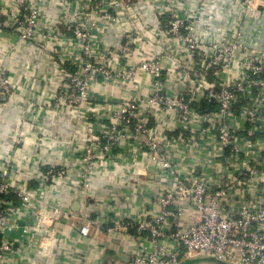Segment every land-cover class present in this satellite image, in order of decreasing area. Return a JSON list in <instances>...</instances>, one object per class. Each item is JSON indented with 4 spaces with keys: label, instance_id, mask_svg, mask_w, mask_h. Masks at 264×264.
<instances>
[{
    "label": "built area",
    "instance_id": "2783aa9c",
    "mask_svg": "<svg viewBox=\"0 0 264 264\" xmlns=\"http://www.w3.org/2000/svg\"><path fill=\"white\" fill-rule=\"evenodd\" d=\"M235 1L242 16L215 30L213 0H0L4 59L14 58L21 45L33 48L43 16L57 10L36 46L44 60L61 55L75 70L47 74L45 81L56 75L63 81L46 108L62 110L87 129L73 128L78 143L69 159L80 167L76 177L65 163L60 169L49 164L45 135L34 142L37 160L25 166L27 173L0 159V264L16 258L19 247L52 258L73 240L74 228L87 241L95 227L126 232L112 217L118 210L112 193H105L96 220L89 210H73L63 196V185L72 182L74 193L87 198L101 170L116 174L120 168L135 180L150 169L156 182L135 198L148 208L138 225L147 245L136 248L133 264H180L196 255L264 264V0ZM138 5L154 10L156 25L134 11ZM120 34L123 41L108 45ZM4 66L0 96L17 104L23 93ZM140 76L149 79L141 98L128 88ZM101 78L134 94L120 99L108 125L94 116L100 107L91 89ZM39 105L34 98L29 113ZM131 140L146 153L130 151ZM8 143L0 139V146Z\"/></svg>",
    "mask_w": 264,
    "mask_h": 264
},
{
    "label": "crops",
    "instance_id": "0c3cea01",
    "mask_svg": "<svg viewBox=\"0 0 264 264\" xmlns=\"http://www.w3.org/2000/svg\"><path fill=\"white\" fill-rule=\"evenodd\" d=\"M218 6L214 9V12L219 14L218 21L215 23V30L225 27L227 24H233L235 19L242 16L243 10L240 11L239 4L235 0H213ZM200 0H191V5H197ZM57 10L53 9L50 13L43 16L42 22L39 25V30L36 31L35 40H33V48H28L21 45L19 50L15 53L14 58H3L0 53V64L5 65L11 77L14 80V84L17 85V90L20 95L23 93L21 102L11 103L8 102V98L0 96V139H9L8 144L5 147L0 146V159H10V162L14 165L22 166L20 172H26L25 166H29L35 163L37 160L34 142L37 141L39 135H45L47 139V147L52 149V153L49 158V164L56 166L60 169L64 166V170L70 171L74 177L79 174L78 162L70 160L73 151H76L77 139L73 133V128H80L79 131H87L85 127L82 128L81 122L72 120L67 113L62 110L50 111L47 109V105L50 103L55 90L59 84L62 83V76L56 75L57 79H49L45 81L44 78L53 73H59L61 69L75 70L69 64H65L60 60L61 55H56L54 60L43 59L42 54L39 53L36 44L43 39V34L46 33L49 27L47 22L55 21ZM135 12L142 14L146 17V20L151 26L156 25V14L149 6L138 5ZM54 12V13H53ZM55 23V22H54ZM54 26V24H53ZM139 26V25H138ZM123 35H118V39L108 40V45H116L121 40L123 41ZM9 39H14L11 35ZM119 40V41H117ZM154 41V40H153ZM38 45V44H37ZM142 48L145 46L142 44ZM51 77V76H49ZM53 78V76L51 77ZM149 79L144 76H140L137 83H133L128 88L135 94L143 96L148 90ZM64 84V82H63ZM128 88H123L120 82L114 80L97 79L93 83L92 97L93 100L99 105V112L94 116L100 119V123L108 125L110 123V114L115 108H117L118 102L123 96L130 95L132 98L133 93L127 91ZM37 99L40 103L39 108L29 113L28 103ZM5 105V108H3ZM108 105V106H107ZM3 106V107H2ZM68 110V109H66ZM91 112H88V116H91ZM58 122L60 125H55ZM79 124H78V123ZM93 127V132H101L99 126ZM92 132L91 129H88ZM41 131V132H40ZM40 132V133H39ZM64 134V135H63ZM66 136V137H64ZM14 137V141H10V138ZM17 141V142H16ZM128 149L134 154L146 153V149L142 147L138 142L131 140L128 143ZM121 150H116L120 152ZM66 157L68 160L66 161ZM7 161V160H6ZM8 163V162H7ZM65 163V164H64ZM5 166V164H2ZM119 167V166H118ZM117 167V168H118ZM112 168V167H111ZM25 169V170H24ZM100 171V169H99ZM116 174H113L111 169L101 170L100 173L93 179V190L90 195L77 196L74 193L72 182L71 184H64L63 196L67 204L74 208L79 204V210H89L92 212V218L96 220L99 217L98 209L102 208L105 201V193L115 196L116 202L113 206H117L116 215H112L116 218L115 221H121L123 225L128 227L126 232H117L116 234H110L106 226H102L92 234V239L87 241L81 238L78 234V229L74 228L71 237L74 240V244L77 247V252L71 251L68 245L62 246L57 249L56 256L52 258H43L35 250L28 248V251H22L21 247L17 250L16 258H7L8 264H133V254L136 248H140V244L143 243V238L139 239L140 221H143L142 210L145 212L148 210L147 206H138L136 202V196L140 197L144 191H150L153 187H156L155 176L152 174V170L149 169V176H141L135 180L127 170L120 168ZM27 173V172H26ZM22 175V174H21ZM25 179L28 176H24ZM31 183V179H28ZM61 184V183H60ZM128 198L129 200H126ZM158 208V207H155ZM106 209V208H104ZM150 209V208H149ZM74 210V209H73ZM34 217V216H33ZM15 220V219H14ZM17 222V221H13ZM61 233H67V230L63 227H59ZM148 233H144L143 237H148ZM141 237V236H140ZM169 248L172 249V242L168 241ZM144 245L147 242L144 241ZM87 262V263H86ZM180 264H223L221 262L214 261L206 256L196 255L192 258L181 259Z\"/></svg>",
    "mask_w": 264,
    "mask_h": 264
},
{
    "label": "trees",
    "instance_id": "16d2710c",
    "mask_svg": "<svg viewBox=\"0 0 264 264\" xmlns=\"http://www.w3.org/2000/svg\"><path fill=\"white\" fill-rule=\"evenodd\" d=\"M208 106H206V105H203L202 106V109H206ZM2 242V238H1V236H0V243Z\"/></svg>",
    "mask_w": 264,
    "mask_h": 264
},
{
    "label": "water",
    "instance_id": "95a60500",
    "mask_svg": "<svg viewBox=\"0 0 264 264\" xmlns=\"http://www.w3.org/2000/svg\"><path fill=\"white\" fill-rule=\"evenodd\" d=\"M75 211H79V204H77L74 208Z\"/></svg>",
    "mask_w": 264,
    "mask_h": 264
}]
</instances>
